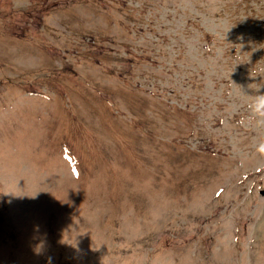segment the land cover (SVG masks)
<instances>
[{
  "label": "rangeland",
  "instance_id": "1",
  "mask_svg": "<svg viewBox=\"0 0 264 264\" xmlns=\"http://www.w3.org/2000/svg\"><path fill=\"white\" fill-rule=\"evenodd\" d=\"M259 94L264 0H0V264H264Z\"/></svg>",
  "mask_w": 264,
  "mask_h": 264
},
{
  "label": "clouds",
  "instance_id": "2",
  "mask_svg": "<svg viewBox=\"0 0 264 264\" xmlns=\"http://www.w3.org/2000/svg\"><path fill=\"white\" fill-rule=\"evenodd\" d=\"M249 109L253 116L257 118V125L264 127V94L257 95L255 100L249 105Z\"/></svg>",
  "mask_w": 264,
  "mask_h": 264
}]
</instances>
